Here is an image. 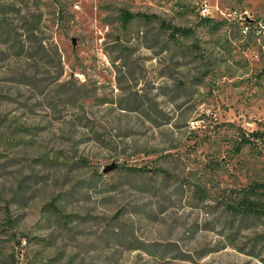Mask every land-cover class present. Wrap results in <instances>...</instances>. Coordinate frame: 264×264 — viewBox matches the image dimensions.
I'll return each mask as SVG.
<instances>
[{
  "label": "rangeland",
  "instance_id": "1",
  "mask_svg": "<svg viewBox=\"0 0 264 264\" xmlns=\"http://www.w3.org/2000/svg\"><path fill=\"white\" fill-rule=\"evenodd\" d=\"M245 197L264 0H0V264H264Z\"/></svg>",
  "mask_w": 264,
  "mask_h": 264
},
{
  "label": "trees",
  "instance_id": "2",
  "mask_svg": "<svg viewBox=\"0 0 264 264\" xmlns=\"http://www.w3.org/2000/svg\"><path fill=\"white\" fill-rule=\"evenodd\" d=\"M136 16H137L136 14L125 11L123 13L124 22L128 24ZM204 20L212 21L211 18H205ZM164 26L171 30V35L173 37H175L176 35H186L190 32V29L184 28V27L173 26L171 24H166ZM262 136L263 134L258 131L251 133L248 137L246 135H241L240 143L239 145H237V151L239 152L245 145L252 143L253 138L255 140H258ZM133 170L140 171L139 169H133ZM221 204L224 207V211L226 210L227 213L231 215L241 214L242 216H245V217L264 216V207L261 206L260 203L252 201L248 197H245L242 200V202H238V203L235 201H232V199L231 200L223 199V202Z\"/></svg>",
  "mask_w": 264,
  "mask_h": 264
},
{
  "label": "water",
  "instance_id": "3",
  "mask_svg": "<svg viewBox=\"0 0 264 264\" xmlns=\"http://www.w3.org/2000/svg\"><path fill=\"white\" fill-rule=\"evenodd\" d=\"M111 167H109L108 169H106L105 171L108 172L110 170Z\"/></svg>",
  "mask_w": 264,
  "mask_h": 264
}]
</instances>
